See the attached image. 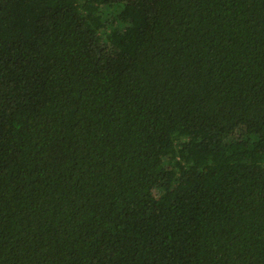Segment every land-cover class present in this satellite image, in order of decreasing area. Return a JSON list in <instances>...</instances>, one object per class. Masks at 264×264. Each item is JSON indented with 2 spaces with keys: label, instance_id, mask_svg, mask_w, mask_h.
Returning <instances> with one entry per match:
<instances>
[{
  "label": "trees",
  "instance_id": "trees-1",
  "mask_svg": "<svg viewBox=\"0 0 264 264\" xmlns=\"http://www.w3.org/2000/svg\"><path fill=\"white\" fill-rule=\"evenodd\" d=\"M0 264H264V0H0Z\"/></svg>",
  "mask_w": 264,
  "mask_h": 264
}]
</instances>
